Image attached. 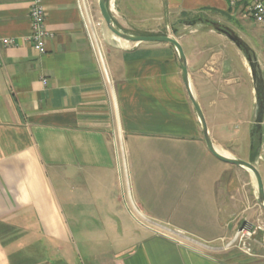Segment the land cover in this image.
Listing matches in <instances>:
<instances>
[{
    "label": "crops",
    "instance_id": "obj_1",
    "mask_svg": "<svg viewBox=\"0 0 264 264\" xmlns=\"http://www.w3.org/2000/svg\"><path fill=\"white\" fill-rule=\"evenodd\" d=\"M83 1L93 38L80 0H42L49 35L41 54L29 39L30 1L0 0V264H72L58 243L69 240L73 208L87 216L90 206L115 203L112 219L123 222L122 211L136 218L133 209L148 224L107 264H264L262 231L254 256L225 246L247 206L228 177L234 165L205 146L175 48L115 36L98 0ZM161 2L166 9L151 26L141 25L135 0H110L108 10L128 34L177 37L212 141L222 146L206 111L217 97L226 103L218 72L230 65L202 38L227 36L208 23L218 21L242 41L220 16L252 19L246 1ZM191 20L199 26L191 35L178 31Z\"/></svg>",
    "mask_w": 264,
    "mask_h": 264
},
{
    "label": "rangeland",
    "instance_id": "obj_2",
    "mask_svg": "<svg viewBox=\"0 0 264 264\" xmlns=\"http://www.w3.org/2000/svg\"><path fill=\"white\" fill-rule=\"evenodd\" d=\"M137 6V13L145 18L142 21V26L155 25L156 16H161L165 9L162 6L161 0H135ZM157 1V3H156ZM152 4V5H151ZM224 23L234 28V31L240 37V39L248 46V53L252 56L255 55L257 65L261 72V78L264 83V27L256 23L253 19L238 18L237 16H220ZM170 24L174 28H183L181 21L171 18ZM165 21L168 18L164 19ZM214 22L217 26L225 27L224 24L218 21ZM212 26L211 24H209ZM163 26V24H162ZM159 28V27H158ZM200 28H204L201 26ZM194 28L187 26L183 30H178L183 34H189V31ZM159 31H164L161 27ZM137 33H151L147 30H142ZM155 33V32H152ZM179 33V32H178ZM204 32L200 31L198 36ZM197 36V35H195ZM206 36V35H205ZM210 40L214 42L219 50L223 54V59L229 63L230 69L218 73L221 78V84L225 86L224 94L228 97L226 103H222L221 97H217L216 104L210 110L206 111V115L214 116V119L208 120L214 125V128L218 130V136L220 139V149L228 152L229 155L242 158L248 161L249 150L252 142L258 140L259 133L262 134L261 142L259 145V153L255 159V164L261 174L264 183V115L263 122L258 132H253L250 135L251 126L254 119V106H255V92L253 90L254 84L251 78V72L249 69V63L245 54L239 49L227 36L223 38L206 36L202 40ZM245 49V48H244ZM224 78L226 83H224ZM219 93V92H217ZM221 106V107H220ZM222 147V148H221ZM231 175H228L229 179H233L234 184H237L242 194V200L244 201V214H247L244 219L237 223L236 229L246 224H254L259 221L264 225V210L258 205L256 199V186L252 175L245 169H241L238 166H233ZM116 184L122 185L123 182L116 178ZM225 183L227 175L225 177ZM227 180V181H226ZM224 183V182H223ZM223 183L220 185L222 186ZM128 199L121 196V205ZM103 204L98 207L90 206L87 208L88 214L85 213L81 216V208H73L74 217L70 225L69 240L59 242L58 245L62 247V250L66 252L65 259L68 263L72 264H107L111 263L115 258L114 254L118 249L127 247L132 241L131 238L134 235H139L141 232H146L144 225L148 224L142 220L134 210L132 209L136 218L129 217V215L121 213L123 222H118L112 219L110 210L116 208V203L112 208V205L108 207H102ZM112 208V209H111ZM65 213L66 208L62 207ZM109 211V212H108ZM138 213V212H137ZM88 217L87 222L81 220ZM77 220V221H76ZM242 220H246L241 224ZM241 224V225H240ZM236 231V230H235ZM225 240L224 242H226Z\"/></svg>",
    "mask_w": 264,
    "mask_h": 264
},
{
    "label": "water",
    "instance_id": "obj_3",
    "mask_svg": "<svg viewBox=\"0 0 264 264\" xmlns=\"http://www.w3.org/2000/svg\"><path fill=\"white\" fill-rule=\"evenodd\" d=\"M110 0H98V8L101 14V17L103 21L105 22L107 28L117 37L133 41V42H163L167 43L171 46H173L176 50L178 61L180 64V71L182 76V81L188 96V99L193 107V110L195 112L200 131L202 134V138L204 140L205 146L207 150L218 160L233 164L236 166H239L246 171H248L255 182L256 186V199L258 205L264 210V183L261 177V174L256 166L255 163H252L250 161L244 160L239 157L226 155L220 152L217 149V146L213 143L207 122L204 116V113L202 111V108L194 94L189 75L187 70V60L185 53L183 51V48L178 41L177 37L172 35H165V34H155V35H139V34H128L126 32H123L119 28L116 27L114 24V21L111 17V14L108 10V2ZM195 21H186V25L190 28H194ZM209 24L212 25V27L220 32L225 33L229 38H231L234 43L239 47V43L235 41V38H237L228 28L217 26L213 22L208 21ZM198 25V24H197ZM196 25V26H197ZM199 28V26H197ZM176 30L173 31L175 33ZM245 44V43H243ZM244 54L247 58V61L249 63V69L251 72V78L252 82L254 84L253 90L255 92V106H254V119L253 124L251 126L250 135L253 134V132H258L260 130V127L262 126L263 122V115H264V83L261 78V72L257 65L255 55H250L248 53V46L244 45ZM240 48V47H239ZM261 136L262 134L259 133L258 141L261 142Z\"/></svg>",
    "mask_w": 264,
    "mask_h": 264
},
{
    "label": "built area",
    "instance_id": "obj_4",
    "mask_svg": "<svg viewBox=\"0 0 264 264\" xmlns=\"http://www.w3.org/2000/svg\"><path fill=\"white\" fill-rule=\"evenodd\" d=\"M29 16L31 21V33L29 39L33 48L39 52L44 53L46 49V38L49 32L45 27V14L42 0H29ZM233 1V0H232ZM80 11L84 18V26L90 34V38L94 36L92 28V22L87 12L85 2L80 0ZM256 23L264 27V0H246L245 11ZM5 44L13 43L10 38H4L1 40ZM257 231L264 232V225L262 222L254 224H244L239 226L234 232L233 236L225 242L226 247H235L242 253L248 256H254L253 242L254 234Z\"/></svg>",
    "mask_w": 264,
    "mask_h": 264
},
{
    "label": "trees",
    "instance_id": "obj_5",
    "mask_svg": "<svg viewBox=\"0 0 264 264\" xmlns=\"http://www.w3.org/2000/svg\"><path fill=\"white\" fill-rule=\"evenodd\" d=\"M141 35H155V34H152V33H141ZM238 43H239L240 49H242L243 42L238 40ZM251 145L252 146H251V148L249 150V158H248V161L254 163L255 162V159L257 158L258 153H259V145H260V142L257 140L256 142H252Z\"/></svg>",
    "mask_w": 264,
    "mask_h": 264
},
{
    "label": "bare ground",
    "instance_id": "obj_6",
    "mask_svg": "<svg viewBox=\"0 0 264 264\" xmlns=\"http://www.w3.org/2000/svg\"><path fill=\"white\" fill-rule=\"evenodd\" d=\"M217 149H218L220 152H222L223 154L228 155V152H227V151L220 149L218 146H217Z\"/></svg>",
    "mask_w": 264,
    "mask_h": 264
},
{
    "label": "flooded vegetation",
    "instance_id": "obj_7",
    "mask_svg": "<svg viewBox=\"0 0 264 264\" xmlns=\"http://www.w3.org/2000/svg\"><path fill=\"white\" fill-rule=\"evenodd\" d=\"M237 39H238V38H235V41H236V42H238V40H239V39H238V40H237ZM239 41H240V40H239ZM244 47H245V46H244V44H243L242 49H241L243 53H244Z\"/></svg>",
    "mask_w": 264,
    "mask_h": 264
}]
</instances>
